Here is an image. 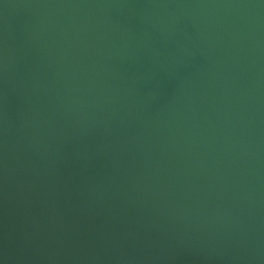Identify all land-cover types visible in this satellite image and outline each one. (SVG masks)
Instances as JSON below:
<instances>
[{"label":"bare ground","instance_id":"1","mask_svg":"<svg viewBox=\"0 0 264 264\" xmlns=\"http://www.w3.org/2000/svg\"><path fill=\"white\" fill-rule=\"evenodd\" d=\"M0 264H264V0H0Z\"/></svg>","mask_w":264,"mask_h":264}]
</instances>
